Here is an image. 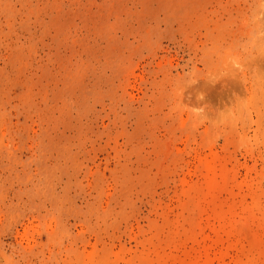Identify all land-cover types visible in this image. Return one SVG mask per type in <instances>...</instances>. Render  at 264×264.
Returning a JSON list of instances; mask_svg holds the SVG:
<instances>
[{
    "label": "rangeland",
    "instance_id": "rangeland-1",
    "mask_svg": "<svg viewBox=\"0 0 264 264\" xmlns=\"http://www.w3.org/2000/svg\"><path fill=\"white\" fill-rule=\"evenodd\" d=\"M0 264H264V0H0Z\"/></svg>",
    "mask_w": 264,
    "mask_h": 264
}]
</instances>
